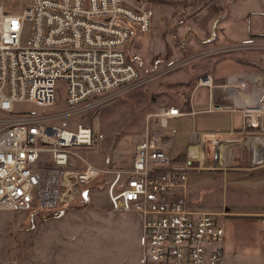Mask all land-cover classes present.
Listing matches in <instances>:
<instances>
[{
  "label": "built area",
  "instance_id": "1",
  "mask_svg": "<svg viewBox=\"0 0 264 264\" xmlns=\"http://www.w3.org/2000/svg\"><path fill=\"white\" fill-rule=\"evenodd\" d=\"M152 17L150 0H31L18 15L0 5V212L72 204L103 173L87 158L103 141L98 120L74 119L147 80L125 50L134 32L149 35ZM26 23L31 30L23 40ZM224 51H264V38ZM18 104L48 114L14 115ZM250 111L264 115V93ZM183 115L174 108L149 117L166 128ZM142 137L125 180L115 172L107 190L113 212L140 217L141 264H224L223 229L212 214L187 208V167L152 176L170 159L156 137Z\"/></svg>",
  "mask_w": 264,
  "mask_h": 264
},
{
  "label": "crops",
  "instance_id": "2",
  "mask_svg": "<svg viewBox=\"0 0 264 264\" xmlns=\"http://www.w3.org/2000/svg\"><path fill=\"white\" fill-rule=\"evenodd\" d=\"M150 2L151 31L145 44L131 35L127 60L137 67L133 58L147 53L144 45L149 57L207 59L197 65L199 80L184 81L179 103L165 109L183 116L168 119L166 128L149 117L155 113L146 116L141 134L156 137L170 159L151 175L186 166L187 208L212 214L223 229L224 264H264V115L250 111L264 93V52L224 51L264 38V0Z\"/></svg>",
  "mask_w": 264,
  "mask_h": 264
},
{
  "label": "rangeland",
  "instance_id": "3",
  "mask_svg": "<svg viewBox=\"0 0 264 264\" xmlns=\"http://www.w3.org/2000/svg\"><path fill=\"white\" fill-rule=\"evenodd\" d=\"M0 5L6 13L18 15L31 7V0H0ZM30 30L26 23L23 40ZM145 40L141 36L138 41L145 44ZM144 47L147 53L140 52L133 59L147 80L138 89L74 119V124L98 120L103 141L98 154L87 158L103 173L72 204L51 210L0 212V264H141L140 217L113 212L108 186L115 172H122L121 181L125 180L136 145L143 141L146 116L179 103L177 95L185 93L183 82L198 81L197 65L207 60L203 56L149 57L151 51ZM58 94H64L63 84ZM26 113L48 114L30 104L14 106V115Z\"/></svg>",
  "mask_w": 264,
  "mask_h": 264
},
{
  "label": "water",
  "instance_id": "4",
  "mask_svg": "<svg viewBox=\"0 0 264 264\" xmlns=\"http://www.w3.org/2000/svg\"><path fill=\"white\" fill-rule=\"evenodd\" d=\"M206 79V78H205Z\"/></svg>",
  "mask_w": 264,
  "mask_h": 264
}]
</instances>
